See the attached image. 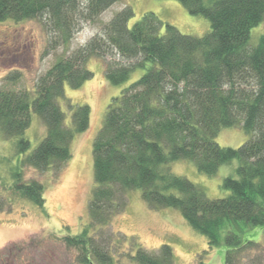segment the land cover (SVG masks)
I'll return each instance as SVG.
<instances>
[{
	"label": "trees",
	"instance_id": "obj_1",
	"mask_svg": "<svg viewBox=\"0 0 264 264\" xmlns=\"http://www.w3.org/2000/svg\"><path fill=\"white\" fill-rule=\"evenodd\" d=\"M115 1L0 0V20L41 19L50 43L65 44ZM177 1L190 14L207 18L210 31L200 37L185 35L153 12L129 26L134 11L124 5L36 80L34 97L27 90L0 88V133L16 138L17 151L25 153L30 142L24 133L33 111L46 134L22 161L40 170H61L71 156L74 134L86 130L90 115L88 105L68 102L70 126L65 124L59 104L64 86L78 88L92 77L91 58L101 61L113 85L127 82L136 69L144 70L111 99L93 140L89 224L79 234L62 238L78 251L79 264L114 263L115 238L101 229L125 209L126 192L133 189L141 191L151 209H178L209 247L223 239L224 264H242L245 256L247 264H264L262 240L242 236L261 227L264 237V32L255 46L248 45L251 29L264 20V0ZM236 126L248 136L241 146L216 142L222 127ZM180 159L193 161L209 176L237 160L236 176L224 177L221 184L229 193L209 198L203 188L174 174L170 164ZM15 189L43 206L42 183H17ZM96 230L98 237L93 235ZM130 245L133 264H174L169 244L154 252L135 240Z\"/></svg>",
	"mask_w": 264,
	"mask_h": 264
},
{
	"label": "rangeland",
	"instance_id": "obj_2",
	"mask_svg": "<svg viewBox=\"0 0 264 264\" xmlns=\"http://www.w3.org/2000/svg\"><path fill=\"white\" fill-rule=\"evenodd\" d=\"M124 5L134 11L129 26L146 12H153L164 24L173 25L185 35L200 37L211 28L207 18L190 14L177 0H117L95 22L85 23L65 44L50 43L51 35L41 19L0 20V88L27 90L34 97L36 80L57 60L97 33ZM263 32L264 20L251 29L248 45L255 46ZM88 68L93 72L92 77L78 88L66 84L64 98L59 101L67 126H70L71 117L68 102L88 105L90 109L88 127L74 134L71 156L63 169L54 166L40 170L22 161L46 134L44 123L33 111L24 133L30 142L25 153L17 151L16 138L8 139L0 133V264H79L78 251L68 248L62 238L79 234L89 224L87 204L95 185L93 140L103 124L111 99L144 71L136 69L127 82L113 85L106 79L100 60L91 58ZM94 83L97 86H93ZM247 138L243 128L236 126L222 127L215 140L221 146L236 148ZM237 165L238 161L232 160L211 176L199 172L193 161L186 159L173 161L170 169L203 188L209 198H222L229 193L221 186L223 178L236 176ZM30 181L44 186L41 207L15 189L17 183ZM126 200L125 209L101 229L103 235L111 233L115 238L111 245L113 264H133L129 259L131 240L150 252L157 251L162 244H169L174 264H224L226 246L223 239L218 246L209 247L206 237L195 231L178 209L149 208L139 189L127 190ZM93 235L98 237L100 230ZM242 236L262 240L264 247L261 227L246 230ZM242 259V264L249 261L246 256Z\"/></svg>",
	"mask_w": 264,
	"mask_h": 264
},
{
	"label": "bare ground",
	"instance_id": "obj_3",
	"mask_svg": "<svg viewBox=\"0 0 264 264\" xmlns=\"http://www.w3.org/2000/svg\"><path fill=\"white\" fill-rule=\"evenodd\" d=\"M93 86H97V85H96V83H94V85H93Z\"/></svg>",
	"mask_w": 264,
	"mask_h": 264
}]
</instances>
